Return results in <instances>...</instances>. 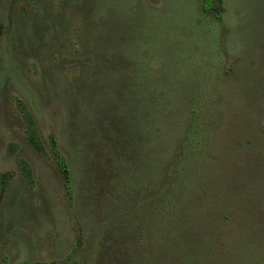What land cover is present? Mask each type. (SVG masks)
I'll return each instance as SVG.
<instances>
[{
	"label": "rangeland",
	"instance_id": "1",
	"mask_svg": "<svg viewBox=\"0 0 264 264\" xmlns=\"http://www.w3.org/2000/svg\"><path fill=\"white\" fill-rule=\"evenodd\" d=\"M201 4L0 0V264H139V245L158 261L160 215L138 191L184 141L192 103L208 186L192 222L210 225L199 231L224 264H264V0H223L220 20ZM16 99L47 158L25 141Z\"/></svg>",
	"mask_w": 264,
	"mask_h": 264
},
{
	"label": "trees",
	"instance_id": "2",
	"mask_svg": "<svg viewBox=\"0 0 264 264\" xmlns=\"http://www.w3.org/2000/svg\"><path fill=\"white\" fill-rule=\"evenodd\" d=\"M222 5L223 0H202L201 7L204 12L213 14L215 19L220 20ZM96 13H98V20L101 21L103 15L99 14L100 12ZM103 26L104 23L102 21L100 28L97 25L95 26V33H97L95 36L102 37L104 35ZM106 37H109L108 33ZM106 61L108 62L109 59ZM191 106L192 118L183 135L184 141H181L179 147H177V151L172 156L162 160L161 178H157L148 184L145 183L146 187L142 184V190L140 189L138 191V194L145 193V195L151 198V203L148 206L149 209L147 211L146 208L145 211H147V214L150 211V213H153L157 217L160 215L161 224V232L159 238H157L161 249L160 259L158 258V261L151 260L149 252L142 245H139L132 252L134 260L135 258L140 260L141 263L139 264H224L223 257L220 254L221 251L219 250L220 253L216 251L217 248L214 245V238L207 237L199 231L207 230L210 225L196 226L194 221L192 222L190 214L193 211L189 207V203L193 202L191 198L197 197L201 191L207 196L208 188L207 179L204 177V167H200V164H197L200 158L198 155H202L203 150L197 151L198 147L190 149L193 140H191L189 134L196 127L197 117L200 113L194 103ZM15 107L24 125L23 132L25 141L37 155L47 158V152L40 138L33 116L21 100H15ZM52 145L54 147L53 154L56 157L58 169L64 176L66 190L70 194L69 171L63 158L58 153L54 139ZM18 167L25 185L32 187L33 177L29 163L25 160H19ZM138 180L140 179L138 178ZM129 188L131 189L130 186ZM200 188L202 190H199ZM132 189V194H135L133 197L137 200L136 187L133 186ZM125 192L127 193L126 190ZM196 192L198 193L195 194ZM127 197L128 195H125V201L128 206L126 209L130 210V199L128 200ZM143 213L145 212L143 211ZM223 219L226 218L223 217ZM138 226L140 228L144 227L142 223L136 222L135 227ZM151 227L153 229V226ZM156 228L158 229V226ZM138 231L139 235L142 236L147 233V230ZM138 241L136 240V242ZM166 261L169 262L167 263Z\"/></svg>",
	"mask_w": 264,
	"mask_h": 264
}]
</instances>
